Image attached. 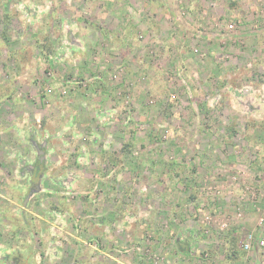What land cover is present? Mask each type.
<instances>
[{
  "label": "rangeland",
  "instance_id": "1",
  "mask_svg": "<svg viewBox=\"0 0 264 264\" xmlns=\"http://www.w3.org/2000/svg\"><path fill=\"white\" fill-rule=\"evenodd\" d=\"M262 239L264 0H0V264H264Z\"/></svg>",
  "mask_w": 264,
  "mask_h": 264
},
{
  "label": "crops",
  "instance_id": "2",
  "mask_svg": "<svg viewBox=\"0 0 264 264\" xmlns=\"http://www.w3.org/2000/svg\"><path fill=\"white\" fill-rule=\"evenodd\" d=\"M128 11H130V10H128ZM92 105H94L95 106V104H93V103H91ZM91 176V175H90ZM15 184L13 183H11V187H13ZM20 190H21V188L20 189H17V191L18 192H20ZM86 194H87V192H85ZM10 203V202H9ZM86 205H88V203L86 204ZM13 206L15 207V208H18V205L17 204H15V203H13ZM117 207H115L114 208V210L116 209ZM22 210H24L23 208H21ZM85 209H87V208H85ZM84 210V209H83ZM25 211V210H24ZM85 212H88V210H86ZM114 214H115V212H114ZM37 217V216H36ZM111 219H113V214H112V216H111ZM49 223V222H48ZM48 225H51V224H48Z\"/></svg>",
  "mask_w": 264,
  "mask_h": 264
},
{
  "label": "built area",
  "instance_id": "3",
  "mask_svg": "<svg viewBox=\"0 0 264 264\" xmlns=\"http://www.w3.org/2000/svg\"><path fill=\"white\" fill-rule=\"evenodd\" d=\"M259 224L261 225L262 223L259 222ZM259 244H260L261 246H264V239H262V240L259 242ZM244 248H245V249H248V248H249V243L246 242Z\"/></svg>",
  "mask_w": 264,
  "mask_h": 264
},
{
  "label": "flooded vegetation",
  "instance_id": "4",
  "mask_svg": "<svg viewBox=\"0 0 264 264\" xmlns=\"http://www.w3.org/2000/svg\"><path fill=\"white\" fill-rule=\"evenodd\" d=\"M42 160H40V157H38V161H37V164L41 163ZM34 173H35V169H34Z\"/></svg>",
  "mask_w": 264,
  "mask_h": 264
},
{
  "label": "water",
  "instance_id": "5",
  "mask_svg": "<svg viewBox=\"0 0 264 264\" xmlns=\"http://www.w3.org/2000/svg\"><path fill=\"white\" fill-rule=\"evenodd\" d=\"M39 169V168H38Z\"/></svg>",
  "mask_w": 264,
  "mask_h": 264
}]
</instances>
